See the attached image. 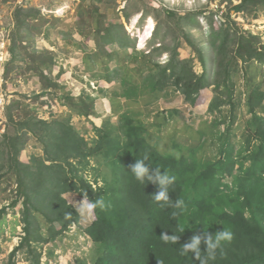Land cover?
I'll list each match as a JSON object with an SVG mask.
<instances>
[{"label":"rangeland","instance_id":"rangeland-1","mask_svg":"<svg viewBox=\"0 0 264 264\" xmlns=\"http://www.w3.org/2000/svg\"><path fill=\"white\" fill-rule=\"evenodd\" d=\"M241 1L0 0V144H4L7 133L14 132L18 126L15 123L21 124L19 135L26 133L24 135L26 142L18 159L27 164L28 172H31L27 178L30 183H27V187L38 188L35 194H31L32 202L27 205L31 207L32 217L34 221L36 219L35 224L40 225L43 236L48 234L50 223L46 221L44 214L32 205L34 203L36 207L42 208L50 202L51 193L47 192L44 195L41 193L45 187L52 189L47 174L54 171L49 166L53 167L56 162L55 158L52 161L44 150V140L41 139L44 126L39 121L52 123L60 119L67 121L69 118L68 124L76 128L85 140L87 152L96 147L97 139L104 129L112 131L119 129L118 125L124 114L125 118L128 116L136 123L141 122L147 129L149 142L156 144L161 151H171L175 142L186 148L200 145L207 138L209 144L207 141L206 145L203 143L204 155L213 157L218 148L211 145L210 138L213 137V133L219 135L226 124L227 126L233 124L232 142L236 144V148L245 141L249 135L250 119L247 107L249 96L256 85L264 90V63L257 64L256 61L245 60L240 54L235 53L239 40L243 43L246 40L233 38L234 41L229 44L222 62H219L220 74L226 65L227 68L231 67L230 79L227 81L234 84L232 90L236 108L233 112L226 100L219 108L210 109L215 97L229 98L226 83L217 91L213 89V85L202 89L193 104L187 102L182 91L174 85L166 89L157 85L155 87L154 83L145 81L146 73L151 68H143L146 72L134 71L136 66L142 67L144 64L142 55L141 62L135 60L137 52L148 53L153 46H159L160 39L169 32L167 44L174 45L177 36L180 42L178 48L180 58L192 59L193 70L199 75L202 74L203 66L197 52L188 43L186 35L180 33L183 26L184 32L192 34L198 46L206 50L209 58V75L214 73L215 55L208 42L210 12L215 13L214 20L217 25L222 22L232 33L243 35L245 39L250 36L256 37L257 43L264 49V3L238 10L235 6ZM18 7L39 9L41 14L39 21L30 18L22 29L18 28L15 21V11ZM124 9L130 14L129 19L124 16ZM144 11H149L150 15L140 19ZM172 11L175 13L174 16L170 13ZM198 11H205L203 15L198 16L200 26L193 27L184 22L185 14ZM118 17L120 19L118 21L125 25L128 35L136 39L135 49L133 46H127L129 44L119 46L120 48L108 45L106 50L111 52L113 56L111 59L108 54L102 55L97 50L94 39L88 36L93 25L117 22ZM150 19L154 23V30L158 29V37L153 43L155 45H149L152 34V37L139 45L141 35L145 33ZM32 25L36 26V29H31ZM80 29H83L84 33L80 34ZM19 34L23 38H20ZM14 39L17 41L16 57L11 52ZM169 55L170 52L162 53L154 58L164 63ZM229 58L231 61H228ZM233 59L236 61L235 64ZM107 64L114 69L120 68L123 74H131L133 84L130 83L129 86L137 90L132 98L123 94L125 77L122 73L116 78L108 80L102 78L107 71L105 67ZM153 68L154 71L159 69ZM247 72H250V75L246 74ZM252 76L254 79L251 84ZM212 78L215 76L212 75ZM68 94L76 104H80L84 97H94L95 105L92 112L78 114L64 102ZM88 102L90 100H87ZM8 106L13 108V119L7 115ZM29 118L33 121H29ZM34 121L38 122L35 126L38 134L32 129L31 122ZM218 122L220 124L211 133L212 126ZM203 131L207 135L204 136ZM217 144L220 145V142L217 141ZM106 160V153L103 150L87 159L71 157L69 161L76 168L75 171H70L73 166L68 163H64L63 167L68 177L83 176L93 184V187H98L105 184L103 175L109 171ZM246 165H249V162ZM2 166L5 168H0V209L6 207V213L0 218V264L22 262L34 264L27 251L19 252V257L18 253L12 257L14 249L25 235L23 217L24 206L27 205L25 195L19 192L20 181L15 175L17 166H13L15 171H9V164L1 158L0 167ZM44 175H47L45 179ZM61 175L64 177V172ZM62 196L68 203L69 199L73 203H79L84 199L79 193L70 191L64 192ZM78 218L79 221L72 224L64 235L38 245V251L41 252L40 264L93 263L91 258L94 256L95 244L85 228L95 219V213L90 219H81L80 216ZM56 227L60 225L57 224Z\"/></svg>","mask_w":264,"mask_h":264},{"label":"trees","instance_id":"trees-1","mask_svg":"<svg viewBox=\"0 0 264 264\" xmlns=\"http://www.w3.org/2000/svg\"><path fill=\"white\" fill-rule=\"evenodd\" d=\"M260 3H264V0H242L235 8L248 9ZM15 12L16 25L21 29L30 18H36L39 21L41 15L40 10L35 8L18 7ZM170 13L173 14L172 16L175 15L173 11ZM204 13L205 11H198L185 14L184 22L198 27L200 26L198 16ZM148 15L150 12L144 11L140 19ZM124 16L127 19L130 18L126 9H124ZM214 16L215 13L210 12V33L208 35L209 46L215 55L213 56L216 67L214 73L209 75V58L206 50L198 46L192 34L184 32L183 26L180 33L186 35L188 43L197 52L203 66L202 74L199 75L193 70L192 59L180 58L178 52L180 42L177 36L174 45L167 44L169 32L160 39L161 44L153 46L148 53L137 52L135 60L141 62L140 56L142 55L144 64L142 67L136 66L134 71L146 72L145 67L151 68V71L148 70L146 73L145 81L154 83L155 87L157 85L166 89L174 85L182 91L185 100L193 104L197 101L202 89L213 85V89L217 91L226 83L229 98L215 97L210 109L219 108L226 100L233 112L236 108L232 90L234 84L227 81L230 79L231 67L227 68L226 65L222 69L223 73L220 74L221 60L235 37L246 40L245 43L239 40L240 43L235 52L245 60L263 64L264 49H261L256 37L250 36L245 39L243 35L232 33L231 29L222 22L217 25ZM118 20H120L119 17L117 22L93 25L88 36L96 42L97 50L102 55H110L111 59H113L111 52L106 50L108 45L118 48L129 44L127 46H133L135 49L136 39L128 35L125 25ZM99 21L102 22L100 19ZM31 29H36V26L32 25ZM79 32L82 34L84 30L80 29ZM20 35L19 37L23 38ZM157 35L158 29L156 28L149 45L154 43ZM16 45L17 41L14 39L11 52L15 57ZM168 52H170L169 58L164 63L154 58ZM228 61H231L230 58ZM232 61L234 62V59ZM105 67L107 71L102 75L103 79L116 78L122 73L120 68L114 69L109 64ZM153 67L159 69L154 71ZM246 74L250 75V72ZM212 75L215 76L214 79ZM123 76L125 77L123 94L132 98L137 90L129 86L130 83L133 84L131 74L125 73ZM253 79L254 76H252L251 84ZM84 98L81 99L80 104H76L68 94L64 102H67L69 107L78 114L85 115L92 112L95 99L94 97ZM87 100L90 102L87 103ZM247 107L250 120L248 122L249 135L245 141L239 145V148H236V144L232 142L233 124L228 126L226 124L219 135L213 133V137L210 138L211 145L218 148L213 157L204 155L203 143L205 145L208 143L207 138L200 145L186 148L179 142H175L171 151H161L156 144L147 139L146 127L141 122H134L128 116L125 118V114L118 125L121 131L104 129L97 139L96 147L91 148L89 152L85 150L86 142L80 136L81 133L68 124L69 118L67 121L60 119L52 123L39 121L44 126L41 138L44 140V150L47 156L52 161L55 158L54 162H56L53 167L49 166L54 171L47 174L52 189L45 187L41 193L44 195L50 192V202L42 208L36 207L34 203L32 205L43 213L46 221L50 223L46 236L42 235L40 225L35 224L36 219L34 221L32 217L31 207L27 205L32 202L31 194H35L38 188L27 187L29 183L27 178L31 172H28V165L18 159L26 142L24 138L26 133L19 135L21 124L15 123L18 126L15 127L14 132L7 133L4 144H0V159H5L9 164V171H15L13 166H17L15 175L20 181L19 192L25 195L27 205L24 206L25 216L23 217L25 235L14 249L12 257L19 252L27 251L33 263L40 264L41 252L38 251V245L64 235L72 224L79 221L75 209L62 196L64 192L70 191L79 193L82 197L86 193L91 201L99 198L104 200V206L96 207L95 219L85 228L95 244L94 256L91 258L92 264H199L198 261L192 259L191 253L182 256L181 246L189 242L196 234L208 231L214 235L223 228L233 233V239L231 242H225L222 249L217 250L215 259L209 260L208 264H264V90L259 85H256L250 94ZM7 109L8 117L13 119L12 106H8ZM29 121H33L32 118H29ZM36 123L38 122H31V125L34 133L38 134ZM218 124L220 123L212 126L211 133L216 130ZM24 125H30V123H24ZM203 133L204 136L207 135L204 131ZM103 150L106 153V164L109 165L108 173L103 175L104 185L93 187V184L83 176L68 177L63 165L68 163L73 166L69 161L71 157L87 159ZM145 155L149 158L153 174H155V168L159 167L162 174L167 170L170 176H175V182L168 187L170 199L184 200L185 211L181 213L179 209L161 207L153 199L159 191V186L148 183L147 180L141 183L135 179L131 173V166ZM247 162L249 165H246ZM0 168H5V166ZM75 169L73 166L70 171H75ZM62 172H64V177L61 175ZM47 175L43 176L44 179ZM95 181L98 182V179ZM173 211L178 213L175 219L172 218ZM68 212H72V215L66 217L65 214ZM5 213L6 207H2L0 218H3ZM57 224L60 227L57 228ZM181 227L184 229L183 233L180 231ZM164 233L176 234L180 236V239L176 244L164 243L160 237ZM202 251H206L203 244Z\"/></svg>","mask_w":264,"mask_h":264},{"label":"clouds","instance_id":"clouds-1","mask_svg":"<svg viewBox=\"0 0 264 264\" xmlns=\"http://www.w3.org/2000/svg\"><path fill=\"white\" fill-rule=\"evenodd\" d=\"M151 169L149 158L145 155L142 159H138L137 162L131 166V173L134 175L135 179L141 183L147 180L148 183L151 182L159 186V191L153 196V199L156 203L160 204L161 207L167 206L172 207L173 209H179L181 213L185 211L186 205L184 200L178 198L173 201L170 199L168 187L175 182V176H170L167 170L162 174L159 167L155 168V174H153ZM69 203L81 219H90L97 206H104L103 198L91 201L86 193L81 202L73 203L69 199ZM71 215L72 212L65 214L66 217ZM177 215L178 213L173 211L172 218L175 219ZM180 231L183 233L184 229L181 227ZM160 237L164 243L171 244H176L180 239V236H177L176 234L168 235L167 233L162 234ZM232 239L233 233L225 228L214 235L208 231H204L203 234L194 235L189 242L182 245L180 254L186 256L191 253L192 259L198 261L199 264H208L209 260L215 259L217 250L222 249V245L225 242H231ZM202 244L205 246L206 251H202ZM202 253H204V255H202ZM17 255L18 257L20 256L19 253ZM22 264H26V262H22Z\"/></svg>","mask_w":264,"mask_h":264},{"label":"bare ground","instance_id":"bare-ground-1","mask_svg":"<svg viewBox=\"0 0 264 264\" xmlns=\"http://www.w3.org/2000/svg\"><path fill=\"white\" fill-rule=\"evenodd\" d=\"M132 26H133V25H132ZM132 26H130V27H132ZM154 28H155V27H154V23H153L152 19H150V20L148 21V25H147V27H146V31H145V33L141 35L139 45H142V44L144 43V40H145V39H148V38L151 36V34H152L153 31H154Z\"/></svg>","mask_w":264,"mask_h":264},{"label":"crops","instance_id":"crops-1","mask_svg":"<svg viewBox=\"0 0 264 264\" xmlns=\"http://www.w3.org/2000/svg\"><path fill=\"white\" fill-rule=\"evenodd\" d=\"M55 28V27H54ZM55 32V31H54Z\"/></svg>","mask_w":264,"mask_h":264}]
</instances>
